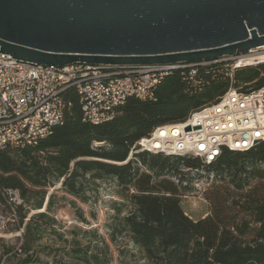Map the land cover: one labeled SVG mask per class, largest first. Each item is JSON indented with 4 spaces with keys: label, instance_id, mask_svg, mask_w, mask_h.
<instances>
[{
    "label": "trees",
    "instance_id": "16d2710c",
    "mask_svg": "<svg viewBox=\"0 0 264 264\" xmlns=\"http://www.w3.org/2000/svg\"><path fill=\"white\" fill-rule=\"evenodd\" d=\"M188 72L172 70L157 85L155 99L128 97L116 115L101 124L83 120L79 95L70 88L64 93L69 104L63 120L46 137L34 145L0 149V200L17 191L21 202L15 208L22 228L20 245L5 248L0 264H12L21 255L18 264L39 259L34 247L51 218L45 212L29 218L27 214L42 208L46 187L62 180L68 194L85 198L89 179L102 177L112 178L123 190H134L127 197L133 208L123 223L132 244L151 264H264V141L245 151L224 150L208 164L197 157L148 151L136 152L124 163L129 152L136 151L137 141L154 128L182 122L230 86L249 91L264 85L261 66L238 69L232 79L218 64L200 66L195 85ZM197 167L210 170L221 182L206 196L209 213L194 220L182 209L179 187L192 178L182 168ZM89 257L81 259L90 264ZM91 257L99 262L94 254Z\"/></svg>",
    "mask_w": 264,
    "mask_h": 264
},
{
    "label": "water",
    "instance_id": "95a60500",
    "mask_svg": "<svg viewBox=\"0 0 264 264\" xmlns=\"http://www.w3.org/2000/svg\"><path fill=\"white\" fill-rule=\"evenodd\" d=\"M263 44L264 0H0V52L31 63H194Z\"/></svg>",
    "mask_w": 264,
    "mask_h": 264
},
{
    "label": "built area",
    "instance_id": "2783aa9c",
    "mask_svg": "<svg viewBox=\"0 0 264 264\" xmlns=\"http://www.w3.org/2000/svg\"><path fill=\"white\" fill-rule=\"evenodd\" d=\"M218 64L230 79L238 69L261 66L264 44L246 52L194 63L92 65L82 62L57 66L12 58L0 52V149L25 147L46 137L63 120L66 90L79 95L83 120H111L128 97L153 100L161 79L174 69L189 68L192 84L197 68ZM189 127V130H186ZM163 128H169L162 134ZM176 128V134L171 129ZM264 141V85L249 91L229 87L209 105L182 121L159 126L135 144L136 150L216 161L224 150L245 151ZM203 172L202 167L192 168ZM213 178L214 175H210Z\"/></svg>",
    "mask_w": 264,
    "mask_h": 264
},
{
    "label": "rangeland",
    "instance_id": "374dc122",
    "mask_svg": "<svg viewBox=\"0 0 264 264\" xmlns=\"http://www.w3.org/2000/svg\"><path fill=\"white\" fill-rule=\"evenodd\" d=\"M105 145L103 142L94 143V146ZM136 152L139 151L131 150L124 163L133 159ZM135 164L144 170L141 163ZM182 170L192 178L183 181L179 187L180 203L185 214L198 220L209 213L206 196L221 181L210 178L213 173L205 168L197 174L190 168ZM61 181L46 187L42 208L30 210L27 214L29 218L38 212H45L51 218V224L44 227L42 237L34 247V254L39 259L29 264H86L81 259L85 254L90 256V264H151L144 253L132 244L123 223V217L133 208L127 199L133 189L123 190L110 177L89 179L82 193L84 198L68 194ZM185 185L187 188H182ZM20 202L17 191H9L5 200H0L1 258H5L2 256L5 248H17L21 243L22 228L15 208V204ZM92 254L99 262H95ZM23 257L12 259V264H18Z\"/></svg>",
    "mask_w": 264,
    "mask_h": 264
},
{
    "label": "bare ground",
    "instance_id": "6f19581e",
    "mask_svg": "<svg viewBox=\"0 0 264 264\" xmlns=\"http://www.w3.org/2000/svg\"><path fill=\"white\" fill-rule=\"evenodd\" d=\"M169 128H163L162 129V134H164ZM171 132L176 134V128L175 129H171Z\"/></svg>",
    "mask_w": 264,
    "mask_h": 264
}]
</instances>
